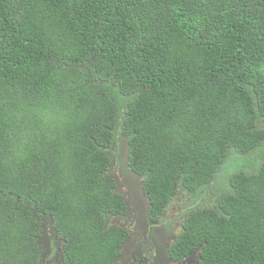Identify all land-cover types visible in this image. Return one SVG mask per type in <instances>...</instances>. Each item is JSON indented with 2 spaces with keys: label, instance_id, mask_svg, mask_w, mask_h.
I'll list each match as a JSON object with an SVG mask.
<instances>
[{
  "label": "trees",
  "instance_id": "16d2710c",
  "mask_svg": "<svg viewBox=\"0 0 264 264\" xmlns=\"http://www.w3.org/2000/svg\"><path fill=\"white\" fill-rule=\"evenodd\" d=\"M117 120L152 218L177 181L225 179L169 255L264 264V0H0V264H39L41 213L62 264H116ZM229 150L252 167L217 171Z\"/></svg>",
  "mask_w": 264,
  "mask_h": 264
},
{
  "label": "flooded vegetation",
  "instance_id": "af4514ba",
  "mask_svg": "<svg viewBox=\"0 0 264 264\" xmlns=\"http://www.w3.org/2000/svg\"><path fill=\"white\" fill-rule=\"evenodd\" d=\"M128 180L126 179V181ZM138 181L140 182L139 177ZM136 186L138 187L137 184ZM114 191L122 195L124 210L120 212L108 211L105 213L104 228L109 230L116 228L119 232L123 233L116 249L117 255L114 259L116 264H187L189 261L192 262L191 258L193 254H189V258L178 259L173 258L171 252L170 255L168 254L169 246L172 244L171 241L175 237H171L170 229L165 230L164 226L158 222L149 221L151 218L149 202L142 193L139 192L138 203L143 206L144 211L147 210L149 213L147 215L149 219L146 220L136 213L134 207L131 208L133 214L129 216L128 211L130 207L126 202L131 201V199H126L125 197L128 196L122 194L116 188V185L114 186ZM135 203L133 202L134 206ZM37 216H40L42 219L44 218L43 221L38 223V233L34 237L35 243L40 245L39 264H62L63 241H61V237L57 235L55 229L53 231L52 227L54 228V226L52 222L47 220L46 214L41 213L37 214ZM178 226L181 228L180 223H178ZM38 241L41 243H38ZM42 244L47 246L45 256H43Z\"/></svg>",
  "mask_w": 264,
  "mask_h": 264
},
{
  "label": "rangeland",
  "instance_id": "374dc122",
  "mask_svg": "<svg viewBox=\"0 0 264 264\" xmlns=\"http://www.w3.org/2000/svg\"><path fill=\"white\" fill-rule=\"evenodd\" d=\"M106 89L111 95L113 101L115 103L116 101L118 102L116 106L117 116L119 117L123 115L126 104L128 102L127 97L120 95L117 89L110 86L109 84H107ZM120 129L121 128L119 125V121L117 120L115 123V128L112 130V142L109 148L107 149V152L110 156V165L108 167V172L114 178L116 188L120 192H122V194L128 196L125 197L126 199H131V201L126 202V204L130 207L128 211L129 216L133 214V210L131 208L134 207L136 213L146 220L149 219L147 217L149 213L147 210L144 211L143 206L139 205L138 203V195L140 194L138 187L135 183V178L133 174H131V170L127 168L124 162V153L122 151L124 148V141L126 140L127 143V137L121 135ZM258 151L260 152L261 149L259 148ZM234 164H240L241 168L249 169L253 165V159L252 157L246 155H241L239 157L235 150H229L226 157V161L221 163L217 171L221 170L222 168L226 169L227 166L230 167ZM126 179L129 180L126 181ZM224 180L217 179L215 181H210L208 183L210 185H202L195 190H189L185 188L182 184H180L179 181H177L175 183L173 193L165 206L164 212L161 215L156 216L155 218L151 217L149 221L158 222L160 225L164 226L165 230L170 229L171 237H175L177 233L180 232V227L178 226V223L180 222L182 217L187 212L192 211L194 209L211 206V204L216 199L215 193H219L221 189L218 183ZM220 184L223 185L222 183ZM133 202H136L135 206L133 205ZM136 204L138 205L136 206ZM37 220L38 223H40V221H43L44 219H42L40 216H37ZM60 239L61 241H63L62 238ZM42 250L43 256H45V254L47 253V246L42 244Z\"/></svg>",
  "mask_w": 264,
  "mask_h": 264
},
{
  "label": "water",
  "instance_id": "95a60500",
  "mask_svg": "<svg viewBox=\"0 0 264 264\" xmlns=\"http://www.w3.org/2000/svg\"><path fill=\"white\" fill-rule=\"evenodd\" d=\"M123 153H124V155H123V157H124V162H125V164H126V166H127V168H129V165H128V155H127V152H128V144L126 143V140L124 141V148H123V151H122ZM130 170V169H129ZM131 174H133V176H134V178H135V180H136V184L138 185V187H139V190L141 191V193H142V187H141V182H137V180H138V176L134 173V172H132L131 171ZM33 212L35 213V209H33ZM35 217H37V214L36 215H34ZM44 219V218H43ZM47 220H49L50 222H52V225H53V220H52V217L49 215L48 217H47ZM52 229H53V231H55L54 230V228L52 227ZM38 243H41L40 241H38Z\"/></svg>",
  "mask_w": 264,
  "mask_h": 264
},
{
  "label": "clouds",
  "instance_id": "9594fccd",
  "mask_svg": "<svg viewBox=\"0 0 264 264\" xmlns=\"http://www.w3.org/2000/svg\"><path fill=\"white\" fill-rule=\"evenodd\" d=\"M128 144V143H127ZM165 210V209H164ZM164 212V211H163ZM51 216V215H50ZM36 219H37V217H35ZM179 231H181V230H179Z\"/></svg>",
  "mask_w": 264,
  "mask_h": 264
}]
</instances>
